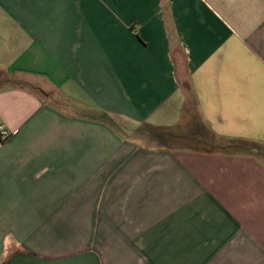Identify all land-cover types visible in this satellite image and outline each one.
I'll use <instances>...</instances> for the list:
<instances>
[{"label": "crops", "instance_id": "crops-1", "mask_svg": "<svg viewBox=\"0 0 264 264\" xmlns=\"http://www.w3.org/2000/svg\"><path fill=\"white\" fill-rule=\"evenodd\" d=\"M0 121V264H264V0H0Z\"/></svg>", "mask_w": 264, "mask_h": 264}, {"label": "water", "instance_id": "water-1", "mask_svg": "<svg viewBox=\"0 0 264 264\" xmlns=\"http://www.w3.org/2000/svg\"><path fill=\"white\" fill-rule=\"evenodd\" d=\"M99 256L94 253V251H87V252H83V253H78L70 258H67L65 261V263L69 262V260H75L78 264H101L100 260H99ZM39 259H36L34 256L29 255V254H16L15 256H12L6 264H28V263H35V262H39ZM42 262V261H40ZM46 264H58L59 261L56 262H47L44 261ZM60 264V263H59Z\"/></svg>", "mask_w": 264, "mask_h": 264}, {"label": "built area", "instance_id": "built-area-1", "mask_svg": "<svg viewBox=\"0 0 264 264\" xmlns=\"http://www.w3.org/2000/svg\"><path fill=\"white\" fill-rule=\"evenodd\" d=\"M12 135V131L8 129L4 123L0 121V138L7 139Z\"/></svg>", "mask_w": 264, "mask_h": 264}, {"label": "rangeland", "instance_id": "rangeland-1", "mask_svg": "<svg viewBox=\"0 0 264 264\" xmlns=\"http://www.w3.org/2000/svg\"><path fill=\"white\" fill-rule=\"evenodd\" d=\"M68 235V238L69 239H71L72 238V236L74 235V234H72V233H69V234H67ZM84 236H86V235H84ZM88 236V235H87Z\"/></svg>", "mask_w": 264, "mask_h": 264}, {"label": "flooded vegetation", "instance_id": "flooded-vegetation-1", "mask_svg": "<svg viewBox=\"0 0 264 264\" xmlns=\"http://www.w3.org/2000/svg\"><path fill=\"white\" fill-rule=\"evenodd\" d=\"M8 261V260H7ZM7 261L4 263V264H6L7 263Z\"/></svg>", "mask_w": 264, "mask_h": 264}]
</instances>
